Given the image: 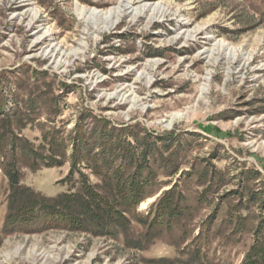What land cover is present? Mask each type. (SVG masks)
Returning <instances> with one entry per match:
<instances>
[{
  "label": "rangeland",
  "instance_id": "obj_1",
  "mask_svg": "<svg viewBox=\"0 0 264 264\" xmlns=\"http://www.w3.org/2000/svg\"><path fill=\"white\" fill-rule=\"evenodd\" d=\"M132 1L167 12H129L110 26L77 9L120 0H0V107L46 103L26 111L24 128L13 118L16 134L37 148L47 126L67 135L90 110L150 136L159 159L131 234L115 238L4 231L10 185L0 167V264H244L264 244V0ZM17 165L36 191L69 189L60 181L69 160L19 155Z\"/></svg>",
  "mask_w": 264,
  "mask_h": 264
},
{
  "label": "trees",
  "instance_id": "obj_2",
  "mask_svg": "<svg viewBox=\"0 0 264 264\" xmlns=\"http://www.w3.org/2000/svg\"><path fill=\"white\" fill-rule=\"evenodd\" d=\"M21 103L26 109H20ZM15 104L16 108L9 111L0 107V156L3 158L0 167L10 185L4 231L40 225L96 236L130 235V214L148 197L146 189L151 181L152 165L159 161L156 144L150 136L130 134L126 128L119 129L89 110L67 135L56 124L47 126L36 148L16 134L13 118L18 117L22 123L26 111L37 109L39 115L46 103L29 99ZM26 124L23 122L19 127L24 128ZM19 155L35 162L41 160L47 166H61L69 160V172L60 180L69 184L68 191L47 196L23 184L17 165ZM91 175L97 180H92ZM169 201L171 198L165 206H171ZM158 204H164L163 198ZM244 264H264L263 241L258 240L251 247Z\"/></svg>",
  "mask_w": 264,
  "mask_h": 264
},
{
  "label": "bare ground",
  "instance_id": "obj_3",
  "mask_svg": "<svg viewBox=\"0 0 264 264\" xmlns=\"http://www.w3.org/2000/svg\"><path fill=\"white\" fill-rule=\"evenodd\" d=\"M79 15L83 16L88 20H101L107 25H115L122 16L127 13L140 14L144 12H160L162 14L167 12V7L162 2H146L140 5L135 6V3L132 0H120V4L116 8L108 9L107 11L99 10L96 8H87L86 6L79 7ZM200 29V28H199ZM224 47L229 50L230 57L233 59L236 55V49L234 47H229L226 43L220 42L219 48ZM179 114L173 116L177 117Z\"/></svg>",
  "mask_w": 264,
  "mask_h": 264
}]
</instances>
